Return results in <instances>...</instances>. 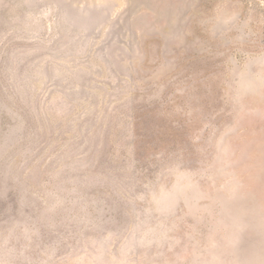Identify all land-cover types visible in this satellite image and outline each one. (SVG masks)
Listing matches in <instances>:
<instances>
[{"label": "rangeland", "instance_id": "1", "mask_svg": "<svg viewBox=\"0 0 264 264\" xmlns=\"http://www.w3.org/2000/svg\"><path fill=\"white\" fill-rule=\"evenodd\" d=\"M0 264H264V0H0Z\"/></svg>", "mask_w": 264, "mask_h": 264}]
</instances>
